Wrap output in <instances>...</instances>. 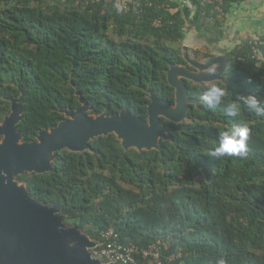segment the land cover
<instances>
[{
	"label": "trees",
	"instance_id": "trees-1",
	"mask_svg": "<svg viewBox=\"0 0 264 264\" xmlns=\"http://www.w3.org/2000/svg\"><path fill=\"white\" fill-rule=\"evenodd\" d=\"M244 1L220 0L222 12L205 0L198 5L222 26ZM126 2L129 9L117 0H0V120L20 98L18 130L35 141L66 118L62 110L80 105L79 94L94 113L125 109L145 121L149 89L174 102L167 71L185 63L188 28L180 2ZM262 40L244 39L227 53L224 82H188L195 102L184 120L162 119L174 131L159 149H125L110 133L88 150L56 153L49 172L16 178L94 239L114 228L122 243H157L178 264H264V118L245 108L228 117L223 104L209 109L199 100L212 84L226 83L225 103L254 93L264 105ZM236 125L250 129L247 155L210 156L219 133Z\"/></svg>",
	"mask_w": 264,
	"mask_h": 264
},
{
	"label": "water",
	"instance_id": "water-1",
	"mask_svg": "<svg viewBox=\"0 0 264 264\" xmlns=\"http://www.w3.org/2000/svg\"><path fill=\"white\" fill-rule=\"evenodd\" d=\"M178 1L190 27L182 45L187 63L171 65L167 71V81L174 88V104L148 90L146 121L137 112L128 113L125 109L112 115L94 113L87 99L79 94L80 105L76 109L62 110L64 120L39 131L35 141H25L18 130L22 119L20 98L11 99V112L0 120V264H104L93 252L101 243L99 239L68 224L58 207L35 199L27 183L16 177L25 172H49L56 153L65 149L88 150L90 141L110 133L125 149H159L161 139H171L174 131L162 123V118L178 123L195 102L189 97L186 81L202 84L226 80L227 53L242 43L244 23L232 18L220 26L199 7L198 0ZM260 1L246 0L233 6L249 8ZM197 46L208 47L212 55L198 58L193 53ZM212 67L217 68L215 74H210Z\"/></svg>",
	"mask_w": 264,
	"mask_h": 264
},
{
	"label": "clouds",
	"instance_id": "clouds-1",
	"mask_svg": "<svg viewBox=\"0 0 264 264\" xmlns=\"http://www.w3.org/2000/svg\"><path fill=\"white\" fill-rule=\"evenodd\" d=\"M217 72L216 67L210 68V74ZM204 84V83H202ZM208 84V83H206ZM229 89L226 83L224 85L212 84L199 96L200 102L209 109H215L217 106L224 105V114L228 117L239 118L242 108L248 112L254 113L258 118H264V105L254 93L236 94L235 99H225L228 96ZM250 129L246 125H236L219 133L218 146L209 153L216 157H245L247 155V140ZM217 264H224V261L218 260Z\"/></svg>",
	"mask_w": 264,
	"mask_h": 264
},
{
	"label": "built area",
	"instance_id": "built-area-1",
	"mask_svg": "<svg viewBox=\"0 0 264 264\" xmlns=\"http://www.w3.org/2000/svg\"><path fill=\"white\" fill-rule=\"evenodd\" d=\"M124 0V7L129 9V4ZM206 3L216 4L214 11L222 12L220 0H205ZM135 10L138 11L137 7ZM159 23L158 21L156 22ZM264 44L262 40L260 42ZM255 45V43H254ZM255 49V48H254ZM100 244L93 249L96 257L104 260V264H143L151 262L154 264H178L176 255L164 257L162 246L155 243L148 247H140L130 242L129 244L120 241V234L114 228H107L101 231Z\"/></svg>",
	"mask_w": 264,
	"mask_h": 264
},
{
	"label": "crops",
	"instance_id": "crops-1",
	"mask_svg": "<svg viewBox=\"0 0 264 264\" xmlns=\"http://www.w3.org/2000/svg\"><path fill=\"white\" fill-rule=\"evenodd\" d=\"M117 1L119 4L124 2V0H117ZM263 3L264 0L260 1L259 5L253 2L251 6H249V8H245L243 6H238V5L232 6L230 12L227 15L226 22L223 25L230 23V19L232 18H240V20L237 21H239V23H244V27H245V30L240 35V39L242 40V42L244 39L246 40L249 39L250 37L255 38L258 35H264V10L260 11V6H262ZM187 27L188 30L190 27L189 25H187ZM197 47L201 49L208 48L206 46H197ZM209 52H211L210 49Z\"/></svg>",
	"mask_w": 264,
	"mask_h": 264
},
{
	"label": "flooded vegetation",
	"instance_id": "flooded-vegetation-1",
	"mask_svg": "<svg viewBox=\"0 0 264 264\" xmlns=\"http://www.w3.org/2000/svg\"><path fill=\"white\" fill-rule=\"evenodd\" d=\"M197 51H198V53H197ZM208 50L207 49H201V48H199V47H195L194 48V55L195 56H197L198 58H204V57H207V56H209V55H211V53H209L208 54V52H207ZM187 62H186V60H185V63L184 64H186ZM192 68V67H191ZM188 82H191V81H186V83H187V85H188ZM172 104H174L175 103V99H174V102H171ZM163 119V118H162Z\"/></svg>",
	"mask_w": 264,
	"mask_h": 264
},
{
	"label": "rangeland",
	"instance_id": "rangeland-1",
	"mask_svg": "<svg viewBox=\"0 0 264 264\" xmlns=\"http://www.w3.org/2000/svg\"><path fill=\"white\" fill-rule=\"evenodd\" d=\"M259 5V4H258ZM257 5V6H258ZM264 10V3L262 4V6H260V11H263Z\"/></svg>",
	"mask_w": 264,
	"mask_h": 264
}]
</instances>
